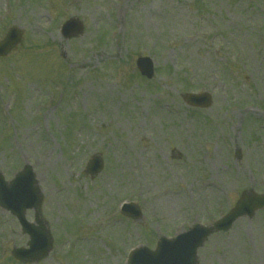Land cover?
<instances>
[{
	"label": "rangeland",
	"instance_id": "rangeland-1",
	"mask_svg": "<svg viewBox=\"0 0 264 264\" xmlns=\"http://www.w3.org/2000/svg\"><path fill=\"white\" fill-rule=\"evenodd\" d=\"M70 18L84 33L66 41ZM13 26L22 42L0 58V173L36 174L54 241L38 264H124L136 245L210 224L243 191L264 194V0H0V41ZM138 57L154 60L153 80ZM204 91L206 110L180 98ZM93 154L104 169L90 180ZM123 200L139 220L111 216ZM27 240L0 209V264H20L10 252ZM198 261L264 264V210L211 236Z\"/></svg>",
	"mask_w": 264,
	"mask_h": 264
},
{
	"label": "water",
	"instance_id": "water-1",
	"mask_svg": "<svg viewBox=\"0 0 264 264\" xmlns=\"http://www.w3.org/2000/svg\"><path fill=\"white\" fill-rule=\"evenodd\" d=\"M71 25L67 27L70 37L72 35H79L81 32L80 24L76 20H72ZM20 42V34L16 30H12L7 38L0 44V56L6 55L17 43ZM142 67L148 69L150 63L145 61L139 62ZM204 104L202 107L208 105V98H204ZM188 102L195 104V99L188 97ZM101 162L98 158L89 166V171L97 174L101 169ZM26 171V170H25ZM0 177V205L4 208L14 209L15 214L22 220L23 210L25 208H35L38 210L41 202V194L35 187L36 182L31 179L29 172L18 177L13 181L10 187H5ZM24 186H26L24 188ZM5 189V192L1 188ZM7 197L9 200L6 201ZM12 200V201H10ZM264 207V197L255 196L254 194L244 193L241 199L238 201L236 207L224 218L221 222L216 224L215 228L202 229L196 227L186 235L178 237L172 242H161L158 245V250L154 254H144L139 258V263L136 264H196L195 251L202 245L204 238L214 231L227 230L231 223L243 214L252 216L254 210ZM13 212V211H12ZM28 226H24L26 228ZM40 232L30 233L31 242L29 243V250L21 252L22 261H38L42 257L46 256L51 248V239L49 234L45 230L44 226L40 224L38 227ZM44 244V247H41ZM41 247V248H40ZM39 248V249H36ZM13 255L19 258V253L14 251Z\"/></svg>",
	"mask_w": 264,
	"mask_h": 264
}]
</instances>
